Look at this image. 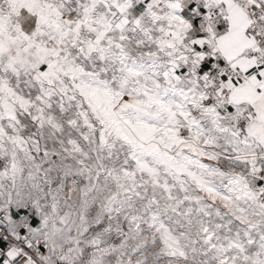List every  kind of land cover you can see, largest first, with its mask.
Wrapping results in <instances>:
<instances>
[{"label":"snow or ice","instance_id":"snow-or-ice-1","mask_svg":"<svg viewBox=\"0 0 264 264\" xmlns=\"http://www.w3.org/2000/svg\"><path fill=\"white\" fill-rule=\"evenodd\" d=\"M0 264H264V0H0Z\"/></svg>","mask_w":264,"mask_h":264}]
</instances>
